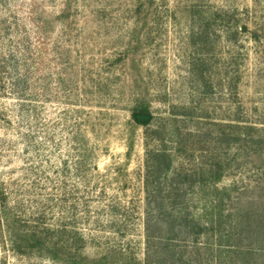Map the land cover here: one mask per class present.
Wrapping results in <instances>:
<instances>
[{
  "label": "rangeland",
  "instance_id": "374dc122",
  "mask_svg": "<svg viewBox=\"0 0 264 264\" xmlns=\"http://www.w3.org/2000/svg\"><path fill=\"white\" fill-rule=\"evenodd\" d=\"M0 62V264H149L148 235L195 253L192 223L204 264L216 187L264 231V0H0ZM157 153L172 167L152 184ZM38 227L71 255L17 252Z\"/></svg>",
  "mask_w": 264,
  "mask_h": 264
},
{
  "label": "trees",
  "instance_id": "16d2710c",
  "mask_svg": "<svg viewBox=\"0 0 264 264\" xmlns=\"http://www.w3.org/2000/svg\"><path fill=\"white\" fill-rule=\"evenodd\" d=\"M1 68H3L2 62H0V69ZM26 79L27 78L24 77L19 78V87H21L22 84L26 82ZM3 90L4 77L0 72V94ZM154 118L155 117L151 110L144 105H138L132 112V120L134 124L142 128L149 129L154 121ZM237 140L240 142L239 139ZM164 158L165 156L163 155V153L155 154L154 160L156 161H153L155 164L152 165L153 168H151V170L148 172V179L152 184H155L161 178V174L168 175L171 170L172 161H166V159L164 160ZM210 173V180L214 184L222 180L223 172L221 169H212L210 170ZM176 176L179 175L177 174ZM183 184H185V182H183ZM177 185H179V187H176L175 189H173V191L177 192L178 195L182 194L184 196L183 199H185L194 188L193 186L185 188L180 184ZM224 192L229 193V190L224 189L219 191V189L216 187L213 190L214 194L210 198V202L212 204V208H210V211L212 213H216V215L218 216L216 223L211 224V228L212 231H214V234L215 232L216 234H218L216 235L218 236V244L217 246H215L214 250L216 257L212 256L214 258L206 260L204 264H264V245H260L261 243H264V231L259 233L260 236L256 235L258 231L253 230L254 228L252 226L250 227V224L248 223L252 218L256 217L254 216V214H251L248 211L242 213V210L240 211V209H235L237 210V212L235 211L236 213L232 212L229 213L228 216L225 215L223 209L225 204V197L223 196ZM157 193L160 192L152 190L149 196L155 195ZM0 198L2 200H5L4 193L1 191V189ZM164 204L165 200L161 199L159 208L161 209ZM251 204L254 205V203ZM182 206L184 205L181 200L176 201V204L171 205L172 213L176 215L183 214L184 208ZM0 214L2 213L0 212ZM176 215L174 217H171V221L167 222H172L173 224L178 223V220L181 219V215L179 217L178 215ZM161 217L164 218L163 215H161ZM167 219L169 220L170 218ZM259 219L264 222V217L257 216L256 224L258 222L260 223ZM212 220L213 219H211L210 222H212ZM227 223L230 224L229 230L226 229ZM151 224L152 221L148 220V231H150L151 229ZM179 226L182 227L181 225ZM185 226L187 230V235L183 240L185 249H188L189 245H192L195 253H193V251H190L188 253H183L182 251H180L178 249V246H176L179 244L176 243L173 237H159V239H156L154 236L148 235L147 244L149 264H203L201 261L205 259L201 258V254L199 251H201L206 246L211 247L213 245V243H211V240L214 238L213 236L207 235L209 239H207L206 243H202L200 242V238L204 234V226L198 225V223L186 224ZM159 228L161 230L163 229L161 227ZM260 228H264L262 224ZM40 229L41 230L34 229L32 232H27L19 235L17 234V239L15 241H12V245L14 244L13 246L16 251L21 254L36 253L39 255H44L43 253L46 252L47 256L52 260L58 259L60 255L66 256L68 255V253L69 255H71L70 251L67 252L69 250V247L66 243L54 242L53 239L47 237V232L44 228ZM255 232L256 234H254ZM75 242L77 244L80 243L81 240L76 239ZM61 252L64 254H60ZM155 255H159L160 257L153 261Z\"/></svg>",
  "mask_w": 264,
  "mask_h": 264
}]
</instances>
